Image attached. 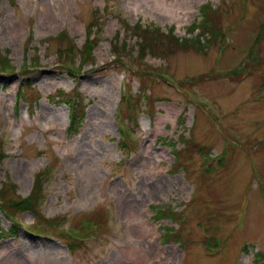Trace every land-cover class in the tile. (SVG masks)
<instances>
[{"label":"rangeland","instance_id":"1","mask_svg":"<svg viewBox=\"0 0 264 264\" xmlns=\"http://www.w3.org/2000/svg\"><path fill=\"white\" fill-rule=\"evenodd\" d=\"M174 3L0 0V264H264V0Z\"/></svg>","mask_w":264,"mask_h":264},{"label":"trees","instance_id":"2","mask_svg":"<svg viewBox=\"0 0 264 264\" xmlns=\"http://www.w3.org/2000/svg\"><path fill=\"white\" fill-rule=\"evenodd\" d=\"M209 16V15H208ZM155 35H163L161 33H157ZM157 37V36H156ZM151 39V38H150ZM153 40V39H151ZM145 41V40H144ZM57 98H60L59 95H57ZM27 101L30 102V100L26 99ZM69 101V112H70V124H69V129L70 131H74L76 132L78 129V122L76 124L75 119L78 118L79 112L81 111L80 109L77 108V102L80 104L81 102H79L78 100H68ZM75 109V110H74ZM79 110V111H78ZM81 118H79L80 120ZM121 146H126V142H123V144ZM33 194H30V197L28 199L22 200L20 203H11L8 202L6 205L8 207V209L12 212L10 213L9 210L7 208H5L4 206L0 205V213H4L6 215H14L17 211H24L27 206L26 204L32 205V201H33ZM25 206V209L24 207ZM32 207V206H31Z\"/></svg>","mask_w":264,"mask_h":264},{"label":"bare ground","instance_id":"3","mask_svg":"<svg viewBox=\"0 0 264 264\" xmlns=\"http://www.w3.org/2000/svg\"><path fill=\"white\" fill-rule=\"evenodd\" d=\"M147 1H149V0H141V2L144 3V4ZM152 1H153L152 5H153V7L155 9H157L161 13H164V14H167V15H170V16H173L175 10L179 8L178 5L176 3H174V4H169L170 6L167 5V7H168V10H167L166 7H165V3L167 1H169V0H152ZM56 117H59V115H57ZM58 121H60V117H59Z\"/></svg>","mask_w":264,"mask_h":264}]
</instances>
